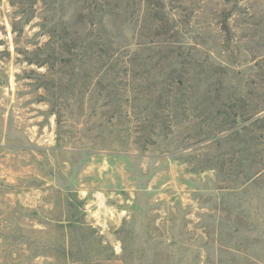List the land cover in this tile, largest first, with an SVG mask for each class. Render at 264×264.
Listing matches in <instances>:
<instances>
[{"label":"rangeland","instance_id":"374dc122","mask_svg":"<svg viewBox=\"0 0 264 264\" xmlns=\"http://www.w3.org/2000/svg\"><path fill=\"white\" fill-rule=\"evenodd\" d=\"M0 264H264V0H0Z\"/></svg>","mask_w":264,"mask_h":264}]
</instances>
